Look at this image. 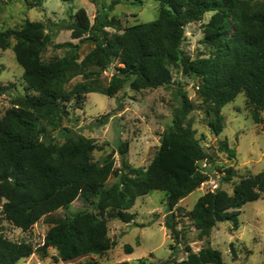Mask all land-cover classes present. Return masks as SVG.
I'll use <instances>...</instances> for the list:
<instances>
[{
	"label": "trees",
	"instance_id": "trees-1",
	"mask_svg": "<svg viewBox=\"0 0 264 264\" xmlns=\"http://www.w3.org/2000/svg\"><path fill=\"white\" fill-rule=\"evenodd\" d=\"M29 7L43 0H26ZM160 3L158 17L122 28L120 21L104 9L91 24L85 8H79L62 23L72 30L73 38L93 41L95 47L84 57L98 68L89 75L99 74L115 65L107 86L79 82L66 90L68 69L78 63L81 44L72 41L55 44L67 48V53L44 61L42 52L52 42L40 21L25 20L20 29L0 31V47L7 48L10 38L23 77L33 93L20 95L17 102L0 117V199H5L6 218L24 231L44 217L51 224L43 242L34 245L15 241L0 231V264H17L33 254L46 258L51 247L57 250L56 259L70 264H103L95 259L74 262L89 254H103L113 248L108 235L107 219L119 218L130 223L134 214L128 210L136 199L153 190L167 193L168 211L206 179L201 162L211 154L197 137L193 120L188 118L194 104L187 91L181 90L182 102L173 114L172 124L164 131L161 144L147 169L133 167L127 159L128 141L121 142V166L115 157L96 161L94 140L64 127V143L52 132L63 127L69 116L67 103L83 102L86 94L100 92L108 96L131 80L134 90L158 88L175 81L172 68L193 78L203 99L206 112L212 116L214 133L224 128L223 107L245 93L253 106L252 116L261 121L264 110V0H156ZM113 5L110 6V9ZM211 56L192 58L183 49L185 28L200 21ZM113 26L122 33L111 34ZM88 34V36H85ZM6 90L7 88H1ZM109 115L99 122L107 123ZM220 148L234 155L236 150L227 140ZM225 181L235 175L232 167L219 168ZM111 175L119 180L110 187L105 183ZM264 195V170L248 174L234 183L233 192L216 189L203 194L189 212L201 234H209L218 222L230 221L239 226L241 208ZM80 199L96 211L81 210L73 215L53 216L52 212ZM168 228L176 230L169 216ZM133 252L130 244L125 246ZM188 256L180 261L165 260L156 264H224L220 250L210 245L194 252L187 247ZM113 264H127L126 261Z\"/></svg>",
	"mask_w": 264,
	"mask_h": 264
},
{
	"label": "rangeland",
	"instance_id": "rangeland-1",
	"mask_svg": "<svg viewBox=\"0 0 264 264\" xmlns=\"http://www.w3.org/2000/svg\"><path fill=\"white\" fill-rule=\"evenodd\" d=\"M111 5L113 7L110 9ZM79 8L86 9L91 24L96 22L100 11L108 9L109 16L119 20L124 28L156 19L160 3L156 0H43L39 6L29 7L26 0H0V31L20 29L29 19L42 22L45 31L52 35V42L41 54L44 61L67 53V48H58L55 46L57 43L72 41L81 44L78 63L68 69L66 90L73 89L79 82L91 84L94 78L97 81L93 85L107 86L115 72L113 64L108 70L85 78L89 71L98 68L95 63L84 60L95 44L90 40L82 43L80 39L73 38L72 30L62 28V23L70 20V15ZM211 14L207 12L202 20L189 23L185 28L183 49L194 59L211 56V47L206 42L203 27ZM106 29L111 34L123 32L113 26ZM16 42L11 37L7 48L0 47V117L17 102L20 95L33 93L23 77L24 69L17 61L14 50ZM172 70L175 81L167 86L134 90L130 86L132 77L114 96L91 92L85 95L80 104L72 99L67 103L69 116L63 127L55 129L52 134L61 144L66 141L64 127L91 138L96 144L94 159L102 161L111 155L115 157L117 167L121 166L118 145L128 141L127 159L130 164L135 168L147 169L161 144L162 134L172 124L175 109L181 105L180 92L184 90L194 104L188 118L193 120L197 137L211 154V158L201 162L207 179L181 199L172 211H168L167 193L164 190H153L138 197L128 210L135 216L130 223L115 217L107 219L113 248L103 254L86 255L74 262L85 263L95 259L103 264L122 261L127 264H156L173 258L178 261L186 258L188 246L194 252H199L210 245L221 251L224 264H264V195L241 208L236 229L230 221H223L218 222L209 234H201L189 215L197 200L206 192L224 189L232 193L235 182L248 174L264 170V110L259 111L262 119L256 122L252 116L253 106L242 92L235 101L223 107L224 128L220 134H216L213 118L206 112L195 80L185 76L181 70ZM1 88L7 89L4 91ZM105 115H109L108 122H99ZM222 140H227L229 146L236 150L234 155L220 148ZM223 167L235 170L231 181L223 179L226 173L219 170ZM118 180V176L111 175L105 186L110 187ZM5 201L0 199V231L15 241H28L34 245L43 242L51 224L42 217L30 230L24 231L6 218L3 212ZM81 210L96 211L77 199L51 215H73ZM169 216L174 218L176 230L166 225ZM127 244L133 247V252L126 251ZM56 257L57 250L51 247L46 258L33 254L17 264H70Z\"/></svg>",
	"mask_w": 264,
	"mask_h": 264
}]
</instances>
